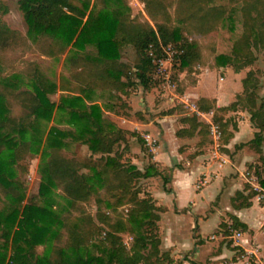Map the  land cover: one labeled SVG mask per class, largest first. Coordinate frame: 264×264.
<instances>
[{
	"label": "trees",
	"instance_id": "16d2710c",
	"mask_svg": "<svg viewBox=\"0 0 264 264\" xmlns=\"http://www.w3.org/2000/svg\"><path fill=\"white\" fill-rule=\"evenodd\" d=\"M141 2L148 17L144 21L131 17L127 0H18L27 24V36L0 20V65L8 62L10 53L26 49L29 37L34 50L43 56L58 58L67 52L68 70L58 86L41 64L34 61L25 63L24 78L14 74L0 79V199L3 200L0 264H170L172 261L159 248L157 222L163 208L155 205L151 194L139 196L140 180L157 176L160 171L152 161L139 169L123 159L124 151L120 147L127 142L128 134L135 135L145 150L144 142L134 132L107 121L103 110L118 115L119 109L129 108L122 98L129 89L154 86L151 74L155 65L150 51L163 56L161 46L170 42L179 45L183 52L175 70L191 71L192 62L201 54L197 37L224 22H229L233 30L238 15L241 34L233 41L229 55H219L216 60L220 66L230 65L235 71L252 64L253 50H264V0H228V6L210 5V0ZM171 6H174L173 14L169 11ZM0 12H6L1 0ZM172 16L180 26L172 25ZM125 46H131L136 53L133 65L121 60ZM241 83L242 91L228 105L218 107L214 99L200 97L196 106L200 113L212 111L214 119L217 113L225 111L249 113V120L257 130L239 146H248L259 154L261 165L250 164L248 168L260 176L264 165V101L256 104L258 80L253 71H248ZM57 88L63 92L77 90V94L61 95L56 103L51 95ZM97 91L107 93L108 101L103 107L96 102L101 97ZM15 106L26 113L13 116ZM54 110L79 124L67 129L49 127L44 140L48 154L40 167L38 190L27 197L21 181V176L28 172L24 160L31 156L32 141L41 133L37 120L49 118ZM176 111L181 109L173 107L161 114ZM123 112L128 116L127 111ZM180 120L187 126L177 129L176 136L198 135L200 143L205 142L208 124L196 113L183 114ZM222 122L225 143L232 133L227 130L229 121ZM71 142L85 145L89 155L85 159L66 156L63 150ZM97 182L103 187L108 210L98 208L92 215L83 204ZM260 184L264 187L263 178ZM55 189L67 203L61 212L52 206ZM235 195L234 199L247 200L252 192ZM102 202L97 199L98 204ZM126 204L129 207L123 214L118 208ZM247 204L243 201L236 207ZM75 212L76 219L70 221ZM52 225H58L52 242L39 253L37 247L46 242ZM102 225L106 229L104 237H100ZM222 226L226 233L227 225ZM231 227L246 230L245 224L234 216ZM123 233L132 236L129 248L122 241Z\"/></svg>",
	"mask_w": 264,
	"mask_h": 264
},
{
	"label": "crops",
	"instance_id": "0c3cea01",
	"mask_svg": "<svg viewBox=\"0 0 264 264\" xmlns=\"http://www.w3.org/2000/svg\"><path fill=\"white\" fill-rule=\"evenodd\" d=\"M198 76L191 85L195 92L194 100L200 97L214 99L218 107L235 100L238 89L229 93L226 89L217 87L208 94L203 88L201 74ZM145 90L151 93L147 91L150 89ZM178 97L179 102L186 100L184 96ZM161 101L162 104L167 103L163 98ZM128 107L127 112L132 116L118 114L114 118L120 121L118 124L114 121L115 124L136 135H142L144 130L149 131L145 134H149L156 144L150 147L143 142L151 152L152 162L159 171L167 169L171 174L164 188L147 187L155 205L163 208L158 222L162 236L159 248L169 254L172 259L170 264H264V210L256 201L254 193L247 200L234 199L237 192L247 195L252 189L247 173H255L248 166L261 165L258 153L248 146H239L252 138L253 128L249 116L241 113L242 118L233 119L234 128L231 127L230 138L221 143L222 149L213 150L205 144L198 146V135L176 136L177 129L187 126L180 120L181 113L176 111L162 115L159 111L167 109L157 110V105H148L146 109H141L143 113H138L140 109L134 108L131 102ZM135 114H138L140 121L134 118ZM129 137L131 139L122 143L120 148L125 153L131 150V163L142 169L138 166L137 149L131 148V140L135 139V135L128 134L126 138ZM261 175L264 179V165L261 166ZM151 178L153 177L144 181L148 182ZM198 179H206L207 182L197 188L195 182ZM243 201L248 204L236 207ZM232 216L246 226V230L241 231L238 245L223 244L218 239L223 236L218 232L221 222L231 220ZM211 234L214 235L213 238ZM237 250L242 251V257L236 255Z\"/></svg>",
	"mask_w": 264,
	"mask_h": 264
},
{
	"label": "rangeland",
	"instance_id": "374dc122",
	"mask_svg": "<svg viewBox=\"0 0 264 264\" xmlns=\"http://www.w3.org/2000/svg\"><path fill=\"white\" fill-rule=\"evenodd\" d=\"M93 1V0H91ZM130 8H131V17L134 20L138 21H144L145 19H148L147 15L144 12V5L141 2V0H127ZM2 5L6 8V12H0V20L4 22L7 26H9L12 29L18 30L21 33H23L25 36H27V24L23 18L22 12L18 8V0H1ZM210 5H229L228 0H210ZM169 11L171 14H173L174 6L169 7ZM172 25L175 27L180 26V22L173 17ZM234 27L233 30H231L229 27V22H224L221 25H218L213 30L208 32L205 35H202L200 37H197L198 45L200 47V57L195 59L194 62L191 64V71H187V69H183L182 71L175 70V67L178 65V61H174L171 63H164L162 67H164L165 70L162 71V73L158 74V76L154 75V70L151 74V79L154 82V86L147 90L151 93L145 92V89H142L140 86L133 88V90L129 91L128 96H122L124 102L126 103L128 107V103H133L134 108L140 109L138 110V113H143L142 108L146 109L148 105H154L157 107L155 109H168L169 107L176 109L180 108L181 112L178 111V113L183 114H191L196 113L195 111L189 109L184 104L179 102V95L186 97L187 102L196 104L197 100H194L193 96H195V92L191 89L192 83L198 79V75L201 74L203 78V88L206 91V93L213 92L217 87H222L226 89L227 92H232L234 89H238V93L242 91V83L241 80L246 76V73L248 71H253L255 78L258 80V85L255 89V101L258 105L261 101H264V50L263 49H256L253 50V53L255 55V60L252 64L245 66L241 68L238 71H235L232 66H220L217 63L216 58L219 55H229L231 51V46L233 41L236 40V36L241 34L242 27H241V18L238 15L236 20L234 21ZM29 46L24 50H16L13 53L9 54V60L6 63H3L0 65V79L3 77H7L10 75L17 74L22 78H24V75L22 73V69L25 65V63L34 61L41 64L43 70L47 74V76L54 81L57 86L59 83H61V79L66 78L68 74V70L65 64V56L67 52L59 56L58 58H50L41 55L33 48V41L29 37H27ZM191 39V37H189ZM171 43V42H170ZM173 44V43H171ZM176 45V44H173ZM179 46V45H176ZM136 53L134 49L131 46H125L121 51V60L126 61L127 63L133 65L136 61ZM155 68V67H154ZM156 69V68H155ZM168 75V77H166ZM200 76V77H201ZM75 91L71 92H63L59 88H57L56 92H54L51 95V99L58 102L61 95H75L77 94ZM101 97L96 99V102L103 107L104 102L108 101V96L106 92H99ZM149 95H148V94ZM143 101H141V99ZM162 98L167 102L162 104ZM170 99L172 101H170ZM169 100V102H168ZM114 101V100H113ZM119 102L116 103V107L119 106ZM231 103V102H229ZM228 103V104H229ZM227 104V105H228ZM173 105V106H171ZM170 109V108H169ZM197 109V106H196ZM127 111L126 109H124ZM124 110L119 109L118 114L120 116L128 117L127 115L123 114ZM103 110L104 117L109 122H116L119 123V119L114 118L117 114H114L113 112ZM165 110H160L159 113L163 112ZM26 113V111L19 107L15 106L12 109V115L15 117L23 116ZM158 113V112H157ZM241 113H245V115L248 117L249 113L246 110H237V111H225L223 113H217L218 117L221 118H213V112L210 111L208 113L197 114L199 119L201 121H204L208 124V133L206 135L205 142L199 141L198 146H202L205 144L206 147H209L213 150L215 149H222L221 143H222V135H223V129H222V120H228L229 125L227 126V130H231V127L233 125L232 121L236 118H242ZM129 115V114H128ZM132 116V114L130 113ZM129 115V116H130ZM137 120L140 121L138 118V114L134 116ZM144 118V117H143ZM145 119V118H144ZM114 122V123H115ZM37 123L39 127L41 128V133L37 136L35 140L32 141L31 145V156H27L25 158V163L28 165V172L21 176V181H24L25 184V193L26 196H30L32 194H35L38 190L39 182H40V167L42 166L44 160L47 157L48 150L44 147V140L47 133V130L52 125H55L59 127L60 129H67L69 127L74 126L76 123L79 124L77 121L70 120L67 115L61 114L58 111L54 110L52 112V115L49 118H41L37 120ZM214 123L219 126V130L221 132L220 137L217 141H214L210 132V124ZM129 124H126L128 126ZM253 133L257 130L256 127L252 125ZM142 135L139 134L138 136L145 142L144 135L145 133H148L149 131H142ZM151 137V136H150ZM200 137V136H199ZM251 137V135H250ZM253 137V135H252ZM130 140L131 137L127 138ZM153 139V138H152ZM132 147L137 149V158L139 160L138 166L140 168H144L145 165L148 164L149 161H152L151 159V152L146 148L143 149L141 142L137 140V137L135 139L131 140ZM146 143V142H145ZM197 143V142H194ZM147 146V145H146ZM131 151V150H130ZM125 153L123 159L125 160H132V153ZM64 154L68 157L75 156L79 159H85L89 155V150L85 145H81L80 143H73L71 142L66 148L63 150ZM264 152V147H263ZM256 153V152H255ZM127 154V155H126ZM98 156V155H95ZM94 156V157H95ZM17 173L16 167H14ZM19 174V172L17 173ZM170 172H168L167 169H163L160 171V174L157 176H154L148 182L144 181V179H141L139 182V186L141 188L140 190V197H144L145 194H151L150 191H148V185H150L152 188H164L165 184L170 179ZM262 179V175L258 176V180L260 181ZM200 179H198L195 182V185L199 182ZM202 187V186H201ZM199 187V188H201ZM252 194H256L257 191L253 190V187L250 186ZM53 209H55L58 212H61V209L63 207H66L67 203L66 200L63 198L62 194L55 189L53 192ZM255 197V196H254ZM97 199H100L103 201L102 203L98 204ZM105 199V193L103 190L102 185L97 182L94 185L93 191L91 196L89 197L88 201L83 204V206L86 208V210L91 213L92 215L95 214V212L99 209L101 210H108L105 208L104 204ZM3 200L0 199V207L2 205ZM129 207V205H123L120 206L118 209L121 213L126 214V209ZM77 213L75 212L72 215V218L70 221H74L77 217ZM110 215H112V212H110ZM124 216V215H123ZM125 217V216H124ZM160 219V218H159ZM159 222V220H158ZM157 222L158 226V236L160 237V244H161V234L159 232V224ZM231 220H228L226 222L222 221L220 225V229L218 232H221L223 236L218 237V239H221V242L227 245H234L235 240L232 238V233L228 229V223H230ZM223 224L227 225V232L224 233ZM58 229V225H52L50 228L49 236L47 237V240L45 243L38 245L37 251L41 253L43 249L48 247V244L52 240L53 234ZM105 227L101 226L100 231V237H104L105 235ZM217 234V233H216ZM213 234H211V237ZM121 238L123 243L127 248L130 247V244L132 242V236L128 233L121 234ZM52 242V241H51ZM160 247V245H159ZM238 247V246H235ZM237 249V248H236ZM162 251V250H161ZM236 255H243L242 251L237 250ZM229 262V261H228ZM229 264V263H228ZM248 264V263H244ZM250 264V263H249Z\"/></svg>",
	"mask_w": 264,
	"mask_h": 264
},
{
	"label": "built area",
	"instance_id": "2783aa9c",
	"mask_svg": "<svg viewBox=\"0 0 264 264\" xmlns=\"http://www.w3.org/2000/svg\"><path fill=\"white\" fill-rule=\"evenodd\" d=\"M162 48V52H163V56H157L156 54H154L153 51L149 52V56L152 59V62L155 65L154 68V75L153 76H158V74L162 73L164 69V67H162V65L164 63H169L171 65L172 62L174 61H178L180 55L183 52V49L180 46H176L173 45L171 43H167L166 45L161 46ZM168 77V75L166 76ZM182 104H184L186 107H188L189 109L195 111L197 114L200 113L197 109H196V104L194 103H189L187 102V100H183L181 101ZM210 132L212 135V138L214 141H217L220 137V130H219V126L211 123L210 124ZM144 140L146 142V144L150 147L154 146L156 144V141L154 139H152L149 134H145L144 135ZM247 175L250 177L249 181L251 183V186L253 187V190H256L257 193L254 194L256 201L261 205L262 209L264 210V187L260 184V181L258 180V176L248 172ZM206 179H200L199 182L197 183L196 187L199 188L201 186H203L206 183ZM228 229L229 231L232 233V238L235 240L234 244L238 245L239 240L241 239L242 236V232L240 230H236L233 229L231 227V222L228 223ZM214 235L211 237L213 238Z\"/></svg>",
	"mask_w": 264,
	"mask_h": 264
}]
</instances>
